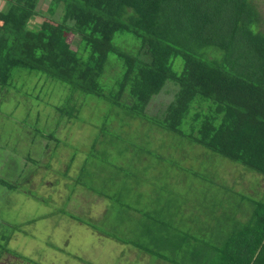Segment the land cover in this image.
I'll list each match as a JSON object with an SVG mask.
<instances>
[{
    "label": "trees",
    "instance_id": "1",
    "mask_svg": "<svg viewBox=\"0 0 264 264\" xmlns=\"http://www.w3.org/2000/svg\"><path fill=\"white\" fill-rule=\"evenodd\" d=\"M39 1L5 0L0 8V92L3 90L5 96L8 87L18 91L24 87L18 81L13 87L10 83L13 70L18 68L33 72L44 83L60 80L70 86L72 93L109 98L118 107L126 103L121 100L126 91L127 109L141 116L155 94L158 98L172 94L169 97L173 99L163 101L167 103L161 117L152 121L242 163L264 178V30L253 0H49L44 10L37 8ZM37 14L44 15V19L30 26L29 21ZM119 32H131L141 41L137 54L113 43ZM70 34L73 38L69 42ZM112 53L121 68L115 78L106 77L113 79V87L104 92L102 84L107 82L101 75ZM175 59L181 62L178 70L173 67ZM167 81L173 84L171 90L158 94ZM75 106L78 109L76 100L69 99L57 106L65 113L59 116L55 129L64 116L74 115ZM49 135V131L44 134ZM30 140L37 141L32 135ZM1 146L7 147V143ZM47 146L45 142L44 149ZM26 157L34 161L32 156ZM111 164L114 166V159ZM120 170L126 175L131 173L125 168L111 170L109 187L116 185ZM90 172L91 167H81L68 186L73 190L79 183L111 199L102 191V185L96 188L85 183V175ZM213 173L206 171L204 175L208 174L210 181ZM0 183L6 181L1 178ZM8 186L15 188L16 184ZM251 197H245L247 207L238 205L239 211L225 225L226 230L217 234L218 238L207 240L199 231L183 233L169 208L163 214L147 212L141 229L145 242L127 240L149 253L152 261L264 264V194L261 199ZM106 206L111 207L108 202ZM126 207L120 202L116 208ZM206 207L215 209V205ZM216 217L219 223L222 216ZM76 219L108 236L126 240L105 228L104 212L98 220ZM168 251L174 255L169 256Z\"/></svg>",
    "mask_w": 264,
    "mask_h": 264
},
{
    "label": "rangeland",
    "instance_id": "2",
    "mask_svg": "<svg viewBox=\"0 0 264 264\" xmlns=\"http://www.w3.org/2000/svg\"><path fill=\"white\" fill-rule=\"evenodd\" d=\"M253 1L264 30V0ZM48 2L40 0L37 8L44 10ZM4 6L5 0H0V8ZM43 16L34 15L29 25L41 23ZM72 38L70 34L68 41ZM140 42L131 32L113 37V43L132 54L139 52ZM115 58L114 53L109 55L101 75L107 82L102 84L104 92L113 87V79L106 77L115 78L121 68ZM180 66V60L175 59L173 67L178 70ZM17 81L24 86L21 91L7 86V96L0 92V147L7 143L0 148V179L16 184L13 188L0 183V242L4 245L0 247V264H170L163 259L152 261L149 253L127 240L145 242L141 229L147 212L163 214L171 208L174 223L183 233L199 231L210 240L226 230L225 225L239 211L238 205L248 206L245 197L261 199L264 194V178L257 172L152 121L161 117L167 103L163 101L173 99L169 97L172 94L164 98L155 94L141 116L127 109L126 91L121 96L126 103L118 107L109 98L72 93L68 84L57 79L44 83L25 69L13 70L12 87ZM172 85L167 81L158 94L168 93ZM68 99L76 100L78 109L75 106L74 115L64 116L55 129L59 116L65 113L57 106ZM48 131L50 138L44 136ZM28 132L37 141L31 142ZM45 142L48 146L44 149ZM81 167H91L85 183L96 188L102 185L111 199L79 183L73 190L68 186ZM120 168L131 173L120 170L116 185L109 187L111 170ZM65 171L69 178L62 173ZM206 171H214L210 181ZM256 188L259 191L255 193ZM120 202L127 207L118 210ZM206 205H215V209ZM103 212L105 228L126 240L76 219L98 220ZM216 214L222 216L219 223Z\"/></svg>",
    "mask_w": 264,
    "mask_h": 264
}]
</instances>
